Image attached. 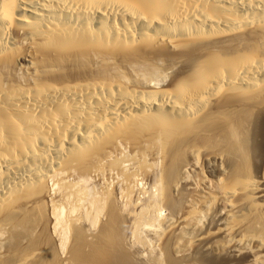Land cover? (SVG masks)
<instances>
[{
    "label": "bare ground",
    "instance_id": "6f19581e",
    "mask_svg": "<svg viewBox=\"0 0 264 264\" xmlns=\"http://www.w3.org/2000/svg\"><path fill=\"white\" fill-rule=\"evenodd\" d=\"M0 264H264V0H0Z\"/></svg>",
    "mask_w": 264,
    "mask_h": 264
},
{
    "label": "rangeland",
    "instance_id": "374dc122",
    "mask_svg": "<svg viewBox=\"0 0 264 264\" xmlns=\"http://www.w3.org/2000/svg\"><path fill=\"white\" fill-rule=\"evenodd\" d=\"M163 214H164V213H163ZM140 248L143 250V248H142V247H139V249H140ZM141 249H140V250H141ZM142 250H141V251H142Z\"/></svg>",
    "mask_w": 264,
    "mask_h": 264
}]
</instances>
